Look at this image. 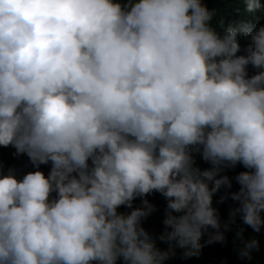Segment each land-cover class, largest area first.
<instances>
[{
    "label": "clouds",
    "instance_id": "obj_1",
    "mask_svg": "<svg viewBox=\"0 0 264 264\" xmlns=\"http://www.w3.org/2000/svg\"><path fill=\"white\" fill-rule=\"evenodd\" d=\"M215 16L204 0H0V146L35 168L20 177L0 165V264L198 257L237 213L261 231L264 26L221 32ZM196 154L213 167L201 172ZM237 164L239 207L222 224L213 196L232 180L216 177ZM153 192L167 200L158 237L142 226ZM243 232L238 256L251 261L259 241Z\"/></svg>",
    "mask_w": 264,
    "mask_h": 264
},
{
    "label": "trees",
    "instance_id": "obj_2",
    "mask_svg": "<svg viewBox=\"0 0 264 264\" xmlns=\"http://www.w3.org/2000/svg\"><path fill=\"white\" fill-rule=\"evenodd\" d=\"M264 3V0H261ZM204 3L210 10H215L216 16L213 23L217 26L218 31H223L230 23L239 22L243 20L251 21L259 26H264V11H257L255 13H248L246 5L243 0H204ZM239 42L241 45V52L238 55L245 54L244 49L250 43V40L240 35ZM256 70L251 66L248 67L249 76L255 74ZM15 149L11 146H0V165H2L3 171L7 174L8 170L15 169L18 176L22 177L24 174L34 171L35 168L26 155L15 156ZM194 166L201 172L211 169L213 166L203 160V158L196 154L194 156ZM51 165H41L40 170L47 175L50 171ZM241 171H247L242 164H237L235 167L224 169L216 177L219 178L223 175H228L232 180V187L227 188L222 186L218 192L213 196V207L217 209L221 223L228 222L230 216L235 209L239 207V202L231 199V193L239 190L240 185L235 181L234 177ZM223 202H221V198ZM151 203L156 206V211L153 212L146 220L143 221L142 226L148 230L151 234L159 236L164 232L165 228L163 220L165 218V210L167 207V200L158 192H153L146 197ZM142 201L137 198L133 202V207H140ZM120 212H130L124 206L118 209ZM174 215H179L173 213ZM240 229H243L244 239L256 238L259 241L260 249L253 253V259L242 260L238 256L239 241L235 240V234ZM215 230L209 228L208 233H213ZM221 231H224L221 228ZM208 233H205L201 243H204L208 239ZM225 241L223 243L206 244L198 257H191L188 259L182 258L183 249H177L175 257L167 260L165 264H264V226L261 231L256 233L251 227L245 225L241 219L239 213L235 216V223H231L229 230L224 232ZM157 246L163 250H166L168 245L157 239Z\"/></svg>",
    "mask_w": 264,
    "mask_h": 264
}]
</instances>
